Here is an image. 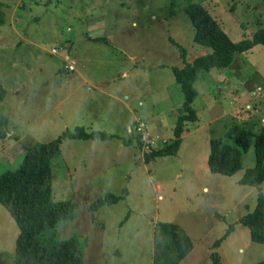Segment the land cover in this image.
Wrapping results in <instances>:
<instances>
[{
  "label": "rangeland",
  "instance_id": "rangeland-1",
  "mask_svg": "<svg viewBox=\"0 0 264 264\" xmlns=\"http://www.w3.org/2000/svg\"><path fill=\"white\" fill-rule=\"evenodd\" d=\"M197 1L233 42L264 27L262 0ZM184 5V0H0V87L5 89L0 113L9 131L0 138V173L14 169L34 143L75 127L117 135L63 138L51 161L53 199L74 204L71 219L59 223L55 235L76 239L85 264H163L159 255L175 251L161 234L163 223L182 227L192 241L179 264H212L211 246L229 225L231 232L216 249L221 264L264 261V244L251 241L238 223L254 207L257 192H264V180L257 187L237 182L253 166L252 143L231 175L213 173L207 164L209 140L227 142L231 122L253 135L264 125V46L236 53L227 68L199 74L191 103L198 118L185 123L176 155L145 161L149 151L128 130V122L146 121L159 136L152 149L174 138L184 96L171 68L210 52L193 41ZM172 42L184 49L185 59ZM69 61L74 71L64 68ZM78 73L113 83L105 86L106 94L87 86L63 99ZM111 94L133 114L111 102ZM79 95L87 100L71 104ZM116 112L126 118L113 119ZM107 193L124 197L93 213L88 204ZM18 232L0 203V264H14Z\"/></svg>",
  "mask_w": 264,
  "mask_h": 264
},
{
  "label": "trees",
  "instance_id": "trees-1",
  "mask_svg": "<svg viewBox=\"0 0 264 264\" xmlns=\"http://www.w3.org/2000/svg\"><path fill=\"white\" fill-rule=\"evenodd\" d=\"M176 1L171 0V4H176ZM184 1V11L194 27L193 41L210 52L195 58L191 63H185L182 68H171L184 96L182 112L172 127L174 138L169 143L146 152L143 157L145 161L155 156L177 154L185 123L196 121L198 118L191 103L197 94L193 85L202 71L227 68L236 53L248 52L256 45L264 46V27L256 29L249 39L233 42L200 2ZM2 20L0 13V22ZM94 41H100L99 37ZM176 45L185 59L184 49ZM4 95L5 89L0 87V102ZM8 133L6 118L0 113V138H6ZM113 136L102 130L89 132L82 127H75L73 132L65 131L51 141L34 143L26 149L21 162L14 169L0 173V203L13 217L19 229L15 240L14 264H85L81 244L76 239L59 240L55 235L57 225L71 219L74 204L68 199H53L51 161L59 152V143L63 138L106 140ZM224 137L227 142L221 138L209 140V170L223 175L235 173L240 169L242 153L252 143L253 166L246 168L237 182L257 187L264 180V125L253 135L238 123L231 122ZM122 197L123 194L107 193L104 197L90 202L88 207L95 213L104 204L115 203ZM238 223L247 228L251 241L264 244V192H257L254 207L242 215ZM231 230L232 226L229 225L224 235L212 244V252L209 255L212 264H221L216 249ZM160 231L162 235L169 237L175 247V251L162 252V255H159L161 261L163 264H179L192 250L190 237L176 224L163 223ZM256 264H264V261Z\"/></svg>",
  "mask_w": 264,
  "mask_h": 264
},
{
  "label": "crops",
  "instance_id": "crops-1",
  "mask_svg": "<svg viewBox=\"0 0 264 264\" xmlns=\"http://www.w3.org/2000/svg\"><path fill=\"white\" fill-rule=\"evenodd\" d=\"M94 39H97V37H94ZM70 42V41H69ZM70 45H71V43H69ZM135 57H133L132 58V60L134 59ZM64 59H66V56L64 57ZM71 62H73V61H71ZM73 64H74V62H73ZM75 65V64H74ZM74 71V70H73ZM78 81H77V83H75L74 84V86H73V88H72V91L70 92V93H68V94H66L64 97H63V99H66V98H68V97H70L72 94H74V93H76V92H78V91H80L82 88H85V87H87V86H90L91 88H95V89H97V90H101V92L103 93V94H106L107 92L105 91V89L104 88H106L105 86H107L108 84H109V82H112L113 83V79H100V77L98 78V77H87L86 75H80L79 73H78ZM257 88H258V86H257ZM80 96V95H79ZM82 96V95H81ZM74 97L73 98V100H72V103L71 104H76V102H80L81 100H82V102H85V100H87V99H85L84 98V96H82V97ZM90 97V96H89ZM94 100V98H92L91 100H88V101H93ZM117 101H119V102H121L125 107H127L128 108V110H129V116H131L132 114H133V112H132V110L129 108V106L127 105V104H125L123 101H122V99L120 98V97H117L116 95H112L111 94V102H117ZM81 104H77V105H75V106H80ZM115 116V117H114ZM113 119H115V120H117V121H119L120 119H122V118H126L125 116H123V114L122 113H119V112H116V113H114L113 114ZM129 120H130V118H129ZM132 125L133 124H131L130 122H128V124H127V126H128V130L129 131H131L132 132ZM99 127H104L103 125H101V126H99ZM97 130V129H96ZM103 131V130H102ZM106 132V131H105ZM108 133V132H107ZM109 134H111V133H109ZM112 135H114V136H117L115 133H112ZM72 139H74V138H72ZM90 139H92V138H90ZM88 140V139H87ZM92 140H94V139H92ZM103 140V139H102ZM59 150H60V148H58Z\"/></svg>",
  "mask_w": 264,
  "mask_h": 264
},
{
  "label": "built area",
  "instance_id": "built-area-1",
  "mask_svg": "<svg viewBox=\"0 0 264 264\" xmlns=\"http://www.w3.org/2000/svg\"><path fill=\"white\" fill-rule=\"evenodd\" d=\"M50 54H56L54 49H51ZM73 62L69 61L64 68L67 71L74 70ZM132 130H134L138 136V140L140 142L141 149L143 151H151L155 143L158 141L159 136L152 134L149 130L148 124L146 121L142 119H137V121L132 125Z\"/></svg>",
  "mask_w": 264,
  "mask_h": 264
}]
</instances>
